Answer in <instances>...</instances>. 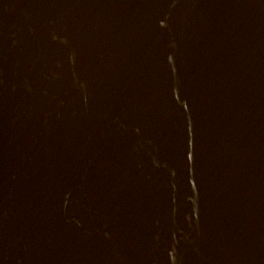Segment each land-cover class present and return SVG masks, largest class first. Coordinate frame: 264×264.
I'll return each instance as SVG.
<instances>
[{"label": "water", "instance_id": "water-1", "mask_svg": "<svg viewBox=\"0 0 264 264\" xmlns=\"http://www.w3.org/2000/svg\"><path fill=\"white\" fill-rule=\"evenodd\" d=\"M0 264H264V0H0Z\"/></svg>", "mask_w": 264, "mask_h": 264}]
</instances>
